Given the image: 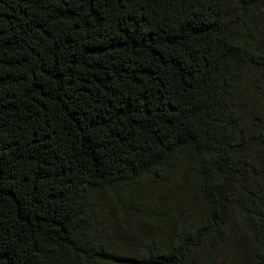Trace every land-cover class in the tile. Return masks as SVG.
Listing matches in <instances>:
<instances>
[{
  "label": "trees",
  "instance_id": "obj_1",
  "mask_svg": "<svg viewBox=\"0 0 264 264\" xmlns=\"http://www.w3.org/2000/svg\"><path fill=\"white\" fill-rule=\"evenodd\" d=\"M230 246L264 264V0H0V264Z\"/></svg>",
  "mask_w": 264,
  "mask_h": 264
},
{
  "label": "rangeland",
  "instance_id": "obj_2",
  "mask_svg": "<svg viewBox=\"0 0 264 264\" xmlns=\"http://www.w3.org/2000/svg\"><path fill=\"white\" fill-rule=\"evenodd\" d=\"M108 215L106 216V230L114 231L117 235L114 236L115 240L124 244L125 247H130V243L132 241V236L134 234H140L142 231L146 230V227H141L136 229H132L130 233V228L127 230V225H125V221L122 219L121 212L114 209L112 206L107 208ZM237 257V258H236ZM233 253L232 247H226L222 253L217 256L216 262L214 264H244V260L239 258Z\"/></svg>",
  "mask_w": 264,
  "mask_h": 264
}]
</instances>
